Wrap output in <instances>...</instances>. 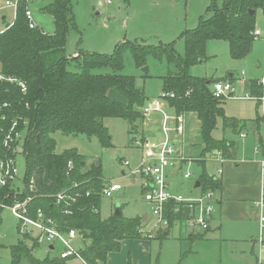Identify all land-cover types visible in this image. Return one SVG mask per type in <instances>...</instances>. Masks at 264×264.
Instances as JSON below:
<instances>
[{
	"label": "trees",
	"instance_id": "trees-1",
	"mask_svg": "<svg viewBox=\"0 0 264 264\" xmlns=\"http://www.w3.org/2000/svg\"><path fill=\"white\" fill-rule=\"evenodd\" d=\"M212 8V17L202 18L196 30L182 34L183 56L177 54L173 45L152 48L126 43L112 56L79 53L68 57V36L75 25L72 0H53L44 8L54 18L53 34L39 27L30 28L24 0H21L13 25L0 34V74L22 81L27 90L23 92L16 84L0 83V104L9 105L2 113L4 119H0V159L8 154L3 147V131L8 133L13 121H18L20 131L27 125L22 145L27 167L25 189L20 193L11 184L0 189V202L14 205L33 198L29 206L32 215L42 210L57 222L61 231L77 230L82 240L88 241L86 248L80 251L87 264H106L110 253L122 250L123 241L144 239L143 217L125 218L113 213L107 219L102 218V190L106 182L101 163L88 166L87 158L77 149L58 154L53 135L62 132L97 137L104 147H110L111 138L104 125L106 118H123L133 127L144 121L140 109L149 99L136 87L134 77L120 74L127 49L139 67L147 64L148 57L162 60L166 56L168 63L177 68V73L162 78V92L174 95L169 99L170 106L178 114L194 112L198 115L204 154L220 151L225 158H232L237 143L216 140L212 136L218 121L221 119L224 128L238 133L247 131L249 125L247 121L226 115V100L216 98L211 90L212 84L219 80L194 77L189 68L205 57L207 43L211 40L228 42L232 59L246 58L255 42L257 12L264 13V0H224L221 8L216 4ZM252 11L255 12L252 14ZM102 70L111 72L96 73ZM228 80L235 78L230 75ZM256 83L257 80H252L249 85L259 92ZM114 88L126 98V107L108 99L109 91ZM253 124L258 131V119ZM16 153L12 156L16 157ZM200 165L203 172L197 182H200L201 193L221 192L222 180L211 176L205 163ZM33 179L34 192L30 190ZM61 192L72 199L58 204L54 196ZM177 208L174 202L166 207L165 218L169 222L166 232L189 217L187 211L177 212ZM2 211L0 208V224ZM194 239L195 235L189 237V240ZM39 246L30 236L26 239L21 236L18 244L11 248V264H21L24 259L29 264H68L71 260L60 257L37 260L32 252Z\"/></svg>",
	"mask_w": 264,
	"mask_h": 264
},
{
	"label": "rangeland",
	"instance_id": "rangeland-1",
	"mask_svg": "<svg viewBox=\"0 0 264 264\" xmlns=\"http://www.w3.org/2000/svg\"><path fill=\"white\" fill-rule=\"evenodd\" d=\"M52 2L53 0H24L25 9L31 12L35 26L49 34L55 32L54 18L45 12L44 8ZM223 3L224 0H72L75 25L68 36L66 55L75 57L76 54L84 53L112 56L122 44L132 43L152 48L173 45L177 54L183 56L185 43L181 38L182 34L196 30L202 18L213 16L212 6L216 4L221 8ZM20 5L21 1L19 8ZM3 16L7 17L5 22L2 20ZM15 17V9L7 7L6 0H0V34L7 29L6 24L11 25L15 21ZM257 28L264 30L262 10L257 12ZM126 50L123 54L124 69L120 74L134 77L136 87L142 90L150 101L159 99L163 93L162 78L170 73H177V68L168 63L166 56L162 60L148 57L147 64L139 67L132 52ZM263 61L262 37L255 40L250 54L241 60L232 59L228 42L211 40L207 43L205 57L189 68V73L194 77L216 81H229L230 75L235 78L231 81L234 83L235 94L225 101L224 109L228 117L247 121L249 125L245 131L247 136L242 139L240 132L224 128L221 119L212 136L216 140L228 139L237 142L240 146L237 151L239 159L242 147L248 145L250 149L257 139L253 129L256 125L253 122L257 119L258 107L255 101L235 97H245L246 93H249L250 81L263 77V70L257 67ZM144 68L148 69V73L144 72ZM242 71L246 73L244 76L241 75ZM99 72L111 71L102 70L96 73ZM104 125L111 138L110 147H104L97 137L57 132L53 135L56 140V152L61 154L66 150L77 149L87 158L88 166L101 163L105 182L121 186L122 189L111 198L103 196L101 202L103 219L109 218L117 209H120L125 218L147 216L143 230L144 239L127 241L142 243L148 255H151L147 258L150 264H264V245L254 243L255 246H251L249 242L251 238L243 242L226 241L217 229H213L201 231L204 235L202 240H189L193 230L186 223L176 224L169 230V234L165 235L167 227L159 224L158 217L153 214L152 205L145 200L143 178L140 175H132L143 162L142 150L134 144V139L140 140L156 125L146 122L145 119L133 127L123 118H106ZM25 126L20 131L21 140L15 157L19 177L12 183V186L19 190L25 187L24 177L27 168L22 148L27 134V125ZM181 139L178 148L183 150L187 158H209L213 154L203 152L201 122L194 112L185 114V130ZM206 167L209 174L215 173V165L207 163ZM189 172L193 177L185 180L183 174ZM202 172V166L196 162L192 165L186 163L181 170L169 171L167 173L169 193L173 197L198 198L201 190L195 189V184ZM218 199H221L220 192ZM20 225V221L9 209H3L0 224V264H11V248L17 245L21 238ZM23 236L26 239L27 235ZM251 236L252 238L256 236L255 228ZM27 243L32 246L31 242ZM87 244L88 241L77 240L75 247L81 251ZM62 251L60 243L55 244L54 250L43 244L35 248L32 254L35 259L43 261L47 258H58ZM68 263L81 264L79 260H70ZM21 264L29 262L24 259ZM113 264L125 262L121 258ZM127 264H132V260Z\"/></svg>",
	"mask_w": 264,
	"mask_h": 264
},
{
	"label": "built area",
	"instance_id": "built-area-1",
	"mask_svg": "<svg viewBox=\"0 0 264 264\" xmlns=\"http://www.w3.org/2000/svg\"><path fill=\"white\" fill-rule=\"evenodd\" d=\"M21 0H6V6L14 8L16 17L19 10ZM15 17V19H16ZM26 17L29 20L30 28H35L32 21V14L29 10L26 11ZM11 25L7 27L9 29ZM6 29V30H7ZM5 30V31H6ZM4 31V32H5ZM2 34V33H1ZM254 39L262 37L264 41V30L257 28L253 32ZM259 69L263 70V77L257 80L256 86L259 92H255L249 85V93L245 97H235L242 100H252L257 103L260 129L256 132L257 139L253 147L254 153L260 158L264 175V61L259 65ZM246 73L242 71L241 75ZM8 82L21 87L23 92H26L27 86L22 81L14 78H7L0 74V83ZM213 95L218 99H230L231 95L235 94L234 83L231 81H217L211 86ZM173 94L163 92L159 99L153 101L148 100L140 109L146 122L149 121L156 127L149 133H146L140 140L134 139V144L142 150L143 162L139 169L132 175H140L144 180L145 200L152 205V211L158 217L160 225L168 227L169 222L165 218V210L170 202L177 204V212L185 210L189 213L187 220L180 223H186L193 232H201L209 230L215 208L218 206V192L208 191L195 199H185L181 196L173 197L169 193L167 184V173L171 170H181L183 165L189 163H209L216 166L215 173L210 174L217 179H221L224 174V165L229 160L224 157L222 152L214 151L209 158H187L184 156L182 149L178 146L181 144V137L185 130V115L178 114L169 104V99L173 98ZM8 104H0V119H4L2 113L8 108ZM144 119V120H145ZM18 121H13L11 129L5 133L3 147L7 150V156L0 161V189L13 185L12 183L18 180L19 171L17 169L16 158L12 154L17 152V147L21 140L20 130L18 129ZM247 133L241 132L240 138H246ZM72 163L70 162V167ZM193 177L192 173L183 174L185 180H190ZM25 187L23 188V190ZM35 181L30 183V190L34 192ZM122 188L119 184L106 182L102 196L111 198L114 193ZM19 190V189H18ZM23 190H19L23 193ZM58 204L72 199L66 192H61L54 196ZM33 198H28L24 202H17L14 205H6L0 202L1 209H9L13 215L20 221L21 236L27 235L33 238L39 245L47 244L49 249L51 246L55 249V244L60 243L63 251L60 258L64 260L78 259L83 264H87L82 258L80 251L76 249L75 242L82 240V236L77 230L61 231L55 220L48 217L42 210H38L34 215L30 211V202ZM253 206L258 210V234L256 242L264 245V190L259 199L254 201ZM184 213V212H183ZM38 233V234H37ZM152 239V236L149 237Z\"/></svg>",
	"mask_w": 264,
	"mask_h": 264
},
{
	"label": "crops",
	"instance_id": "crops-1",
	"mask_svg": "<svg viewBox=\"0 0 264 264\" xmlns=\"http://www.w3.org/2000/svg\"><path fill=\"white\" fill-rule=\"evenodd\" d=\"M2 20L5 22L7 17L3 16ZM7 26L9 24H6ZM260 64L257 66L258 69ZM253 129H255V133L256 126ZM255 143L256 141L253 142L250 149L248 145L242 147L240 159L237 153L240 146L237 143L233 157L225 163L224 174L221 177L223 185L220 192L221 199H219L215 210L216 213L210 223V227L212 228L213 226V228L208 230L217 229L220 236H223L226 241L243 242L251 238L252 240H249V242L253 247L258 234L257 218L259 214L253 203L260 198L264 190V175L260 158L255 155L253 149ZM132 182L134 183L135 180H132ZM144 220H147V216H144ZM254 228L256 236L252 238L251 235L254 232ZM167 233L169 234V232ZM194 235L204 237L202 232H192L190 236ZM200 237H196V239L202 240V237ZM121 244V253H110L106 264H113L117 259L121 258L124 259L125 264L130 260H132V264H150L147 258H150L151 255H148L144 246L141 245L142 243H130L126 240ZM79 262L83 264L80 260Z\"/></svg>",
	"mask_w": 264,
	"mask_h": 264
},
{
	"label": "water",
	"instance_id": "water-1",
	"mask_svg": "<svg viewBox=\"0 0 264 264\" xmlns=\"http://www.w3.org/2000/svg\"><path fill=\"white\" fill-rule=\"evenodd\" d=\"M255 11H252V14L254 13ZM145 73H148V69L147 68H144L143 69ZM108 99L113 102V103H117L119 105H122L124 107L127 106V100L125 97H123L117 88H114L112 90L109 91V94H108ZM195 188H200V182H197L196 185H195ZM122 213L120 211V209H117L116 212H115V215L116 216H120ZM168 235V233L166 234ZM50 250H54V247L51 246L50 247Z\"/></svg>",
	"mask_w": 264,
	"mask_h": 264
}]
</instances>
